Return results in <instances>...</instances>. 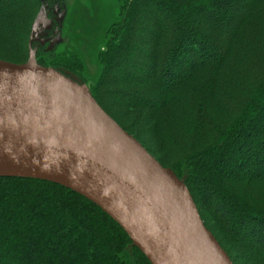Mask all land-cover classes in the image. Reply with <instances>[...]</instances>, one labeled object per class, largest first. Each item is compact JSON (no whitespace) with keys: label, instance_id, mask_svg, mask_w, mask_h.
<instances>
[{"label":"trees","instance_id":"obj_1","mask_svg":"<svg viewBox=\"0 0 264 264\" xmlns=\"http://www.w3.org/2000/svg\"><path fill=\"white\" fill-rule=\"evenodd\" d=\"M54 2L0 0V60L25 61L33 17ZM116 2L90 94L183 178L233 264H264L238 244L246 239L264 255V0ZM65 55L48 65L36 58L81 79L80 64ZM169 122L181 131L172 133ZM0 264L149 262L82 196L46 181L0 178Z\"/></svg>","mask_w":264,"mask_h":264},{"label":"water","instance_id":"obj_2","mask_svg":"<svg viewBox=\"0 0 264 264\" xmlns=\"http://www.w3.org/2000/svg\"><path fill=\"white\" fill-rule=\"evenodd\" d=\"M0 60V178L50 182L115 222L149 264H233L184 180L163 167L88 87L37 63Z\"/></svg>","mask_w":264,"mask_h":264},{"label":"rangeland","instance_id":"obj_3","mask_svg":"<svg viewBox=\"0 0 264 264\" xmlns=\"http://www.w3.org/2000/svg\"><path fill=\"white\" fill-rule=\"evenodd\" d=\"M53 6V5H51ZM52 10V20L47 19L46 11L42 7L36 11L33 17V22L30 26V32L34 21L39 17V25H37L36 35L41 30L52 29L51 24H56L57 36L49 43L48 47H36V37L30 45L31 50L35 51V58L39 53V58L48 65L52 60H55L56 54H66L69 59L74 58L80 64L82 78L80 79L76 74L69 70H61L63 75L74 78L79 83L86 85L89 89L90 83H94L100 73L99 65L96 60V55L101 48L102 38L109 25L115 20L118 10V3L116 0H59L54 4ZM47 19V21L45 20ZM46 21V23H45ZM29 43V40H28ZM28 44L26 43V58L28 59ZM6 52V49L0 46V51ZM37 61V58H36ZM21 63V64H23ZM38 63V62H37ZM20 64V63H19ZM49 67V66H46ZM51 68V67H50ZM53 69V68H52ZM55 70V69H54ZM78 71V69H76ZM58 71V70H57ZM60 72V71H59ZM80 72V71H79ZM133 114L124 120H131ZM168 129L173 132H180L182 126L179 122L174 124L168 123ZM181 137L180 135H176ZM140 138L146 140V145L153 147L155 142H151V137L147 133L140 134ZM176 159L174 158V161ZM239 246L249 255L256 259L264 261V255L251 242L246 239L238 241ZM244 262V260L242 259ZM240 263V262H239Z\"/></svg>","mask_w":264,"mask_h":264},{"label":"flooded vegetation","instance_id":"obj_4","mask_svg":"<svg viewBox=\"0 0 264 264\" xmlns=\"http://www.w3.org/2000/svg\"><path fill=\"white\" fill-rule=\"evenodd\" d=\"M55 4H57V2H54ZM53 5V4H52ZM54 7V5L53 6H46V15H47V19L48 20H52L53 18H52V10H54V9H51V8H53ZM47 19H45L46 21H47ZM46 21H45V23H46ZM52 25V29H50L49 31L48 30H41L40 31V33L39 34H37L36 36V40H35V42H36V47H39L40 48V46L42 47V46H46V47H48V45H49V43H51L52 41H53V39L57 36V34L58 33H56V24L54 23V24H51Z\"/></svg>","mask_w":264,"mask_h":264}]
</instances>
